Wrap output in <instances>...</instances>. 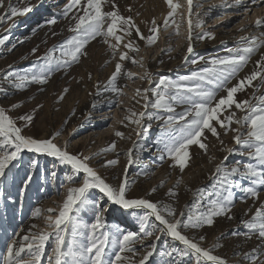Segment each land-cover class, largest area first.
<instances>
[{
	"label": "rangeland",
	"instance_id": "1",
	"mask_svg": "<svg viewBox=\"0 0 264 264\" xmlns=\"http://www.w3.org/2000/svg\"><path fill=\"white\" fill-rule=\"evenodd\" d=\"M112 2L117 5L120 15L132 17L145 37L152 35L150 29L155 19L156 25L160 26L155 43L149 45L147 40L139 39L133 29L132 35L125 36L123 43L131 40L137 50L130 51L121 45L113 56L103 40L97 37L86 46V55H82L78 62L71 63L66 69H54L46 84L29 83L24 88L17 89L16 74L34 71L33 65L38 66L43 62L38 58L44 57L49 49L58 47L71 35L68 31L70 23H74L71 17L74 14L82 15V12L73 9L69 18L63 17L62 11L68 0H4L3 6H0V17L9 11V4L17 9L31 7L32 10L0 22V38L7 36L4 44L0 45V107L22 128L25 136L47 139L58 133L53 142L62 149L66 146L71 153L92 156L90 166L114 187H118L127 168V198H144L161 206L168 205L175 210L177 216L181 211L187 214L197 199L206 204L210 193L215 198L218 178L213 173L217 164H222L226 169H242L243 164H255V161L247 156L244 148L234 143L233 132L225 134V130L217 125L220 134L218 139L205 133L203 142L207 145L206 151L195 145L190 146L191 159L183 172L178 166H174L167 154L162 153L163 145L160 141L167 139L169 133L165 131L163 120L157 119L166 118L169 113L151 106L155 100L151 91L155 83L150 84L149 78L158 82L160 77L173 81H178L180 77H190L193 72L211 67L209 59L227 56L228 49L243 47L241 37L255 36L258 42L264 39L261 35L264 27L254 26L257 17H264V4L252 5L250 0H241L239 4L236 0H193V52L188 54L187 0H173L179 7L166 27L165 17L171 9L165 0H108L103 10L112 11ZM52 18L57 22L48 25L46 21ZM197 22H200V27H195ZM204 32L210 33L211 38L199 39L198 34ZM34 48L35 54L32 52ZM120 52H126L128 59L121 61ZM262 55L264 46L252 54L249 62L229 81L228 86L236 84L239 79L255 70V62ZM200 57L205 59L197 64L191 63ZM117 62L122 66L115 81L119 94L113 92L108 83ZM9 73L12 75L9 76ZM146 73L148 77L142 79ZM253 85L254 87H246L244 91L237 93L235 98L256 104V98L264 95V83L257 79L253 81ZM137 89H148V92L141 91V95H137ZM145 94L149 98L147 108L142 98ZM61 95L63 99H60ZM221 95L225 93L218 90L217 98ZM13 104L18 107L12 108ZM184 109L185 105L176 104L175 114H180ZM133 112L145 113L139 125L126 119ZM232 112H235L237 118L244 115L233 106L221 118ZM26 114L33 116L30 124L18 119ZM231 127L247 132V128L240 125L232 124ZM117 131L123 133L122 138L115 135ZM113 142L115 149L105 151ZM130 149L133 150V162L129 165ZM229 149L235 151L229 152ZM32 160L38 163L31 166ZM107 160H117V163L105 167ZM29 175L31 181L44 184L34 197L28 193L31 181L25 183ZM70 175L69 166L61 165L55 158L25 151L21 159L6 171V175L0 177V253L6 250L7 244L12 240H20L25 235L39 232H52L48 227V217L52 220L56 218L67 189L79 186L82 180L81 176L75 178L74 182L70 181ZM229 179L233 187L225 194L231 193V211L214 217L211 226L196 229L181 227L180 230L200 247L210 249L213 255L225 259L227 264H254L245 258L246 255L253 254L254 249L258 256L255 264H264V240L255 233L249 234L242 223L248 221L264 203V186H256L258 198L254 199L243 192L244 187L252 186L248 178L235 174ZM169 190L175 195H169ZM93 202L103 210L110 235H115L117 228L122 232L132 231L138 234L133 245L135 253L122 254L129 258L125 264H129V261L138 264L152 243L156 244V250L146 264H197L191 253L182 255L184 246L180 242L161 234L158 228H151L153 223L158 225L154 217L149 219L147 229L154 231V234L146 235L140 231L139 217L144 214L143 210H124L108 202L98 190H90L89 202L73 214V220L66 229L69 243L73 240L77 244L87 243L86 226L94 221L96 212ZM37 209L39 215L34 216ZM49 209L53 211L49 212ZM229 216L232 218L229 219ZM158 236L160 238L157 240ZM54 239L53 236L46 242L42 264H49ZM116 251L118 247L112 246L108 259H114ZM199 264L211 262L201 260Z\"/></svg>",
	"mask_w": 264,
	"mask_h": 264
},
{
	"label": "snow or ice",
	"instance_id": "2",
	"mask_svg": "<svg viewBox=\"0 0 264 264\" xmlns=\"http://www.w3.org/2000/svg\"><path fill=\"white\" fill-rule=\"evenodd\" d=\"M107 2L108 0H83L82 3V0H68L62 11L63 17L69 18V13H72L73 9L82 12V15L74 14L71 17V20L74 21V23H70L68 28L71 35L58 47L49 49L44 57L38 58L42 59L43 62L38 66L33 65L34 71L23 75L16 74L15 87L22 89L29 83L46 84L54 69H66L71 63L78 62L82 55H86V46L97 37L103 40V43L112 51L113 56L116 55L121 45L130 51L137 50L131 40L123 43L124 37H130L133 29H135V34L139 39L147 40L149 45L155 43L160 28L159 25H156L155 19H153V27L150 29L152 35L145 37L133 22L132 17L120 15L114 2L111 3L112 11H104L103 6ZM240 2L241 0H236L237 4ZM250 2L252 5L264 4V0H250ZM3 3L4 0H0V6H3ZM165 3L171 9L165 17L164 26L166 27L179 5L173 3V0H165ZM187 5L189 13L187 20L189 41L187 53L191 54L193 52L191 41L194 26L191 19L193 0H187ZM31 10V7L17 9L9 4V11L3 17H0V22L11 17L24 15ZM246 11H250V9H246ZM56 22L55 18L46 21L48 25H53ZM200 26V22L195 24V27ZM254 26L257 28L264 27V17H257ZM261 35L264 36V33ZM205 37L211 38V34L207 32L198 34L199 39ZM6 39L7 36L0 38V45L4 44ZM241 40L244 42L243 47L228 49L229 55L227 56L209 59L208 63L211 67H205L200 72H193L190 77H180L178 81L160 77L158 82H154L149 78L150 84L155 83V87L151 89L155 97L151 106L169 113L166 118L157 117V119L163 120L165 131L169 133L167 139L160 141L163 145L162 153L167 154L174 166H178L183 172L191 159L190 146L195 145L206 151L207 145L203 142L205 133H210L218 139L220 134L217 131V125L225 130V134L228 131L233 132L232 139L234 143L244 148L247 156L255 161V164H243L242 169L240 167L226 169L222 164H217L213 173V176L218 178L217 190L214 193L215 198L210 193L206 198V204L201 203V199H197L194 207L190 208L187 214L181 211L177 216L175 210L168 205L161 206L144 198H127L126 192L129 184L127 168L125 169V176L118 187H114L90 166L89 161L92 156L71 153L66 146L62 149L53 142L54 136L58 133L47 139L25 136L22 128L17 126L13 118L6 114L3 107H0V177L6 175V171L10 170L14 162L21 159L22 153L25 151L53 157L61 165L69 166L70 181L74 182L75 178L82 176L79 186L67 189L56 218L52 220L51 217H48V227L52 229V232H39L25 235L20 240H12L7 244L6 250L0 253V264H42L46 242L53 236L55 238L54 248L52 255L48 258L49 264H125V261L129 258L122 254L135 253L133 245L138 239V234L132 231L122 232L121 229L117 228L116 234L110 235L106 228L105 217L102 214L103 210L95 202H93L96 208L94 221L86 226L88 229L85 235L87 243L77 244L75 240L70 243L67 241L66 229L68 224L72 222L73 214L89 202L90 190H98L108 202L118 205L124 210H143L144 214L139 217L140 231L146 235L151 236L154 234V231L147 230L149 219L154 217L160 227L153 223L151 228L153 230L158 228L161 234H166L172 240L180 242L184 246L182 255L191 253L195 256L197 264L201 260L211 262V264H227L225 259L213 255L210 249L200 247L197 242L182 234L180 229L181 227L196 229L205 225L211 226L214 223V217L225 215L231 211V193L225 194L228 189L233 187V183L229 179L230 176L239 174L248 178L252 186L244 187L243 192L254 199L258 198L256 186H264V95L256 98V104H252L248 100L238 101L235 98L236 94L244 91L246 87H254L253 81L259 79L264 83V55L255 62V70L239 79L236 84L228 86L229 81L235 78L249 62L252 54L264 46V39H260L258 42V38L252 36L241 37ZM112 41H115V43H112ZM32 52L35 54L36 49L34 48ZM119 59L121 61L128 59L127 53L120 52ZM204 59V57H200L199 60L194 59L191 63L197 64ZM133 62L135 63V60ZM121 70L122 66L117 62L115 70L108 81L109 85L112 86L111 90L118 94L119 89L115 87V81ZM8 75L11 76L12 74L9 73ZM146 77H148L147 73L142 79ZM190 80L193 82L188 83ZM206 85L211 87H206ZM218 90H222L225 95L217 98ZM141 91L147 93L148 89H137V95H141ZM64 92L66 93L67 89ZM142 98L144 106L147 108L149 98L146 94ZM60 99H63V95ZM176 104L185 105L184 111L178 115L175 114ZM233 106L243 112L244 115L237 118L235 112H232L221 118L224 112ZM11 107L16 108L18 105L13 104ZM144 115V112L139 114L133 112L131 117L126 119L139 125ZM18 119L30 124L33 116L26 114ZM232 124L246 127L247 132H241L239 128H232ZM115 135L123 137V133L119 131ZM115 147V142H113L105 151L114 150ZM228 151L233 152L235 149H229ZM132 152V149L128 152L129 165L133 162ZM161 159H163V155ZM37 163L38 161L32 160L31 166H35ZM116 163L117 160H107L104 166L108 167ZM30 181L31 176L29 175L25 183L27 184ZM169 195L174 196L175 193L169 190ZM48 211L52 212L53 210L49 209ZM33 215L38 216L39 209L35 210ZM166 217H172L173 219L169 220ZM228 218L231 219L232 217L229 216ZM242 223L248 229L249 234L255 233L260 239L264 240V203L256 209L254 215L248 221H242ZM159 238L158 236L157 240ZM202 239L203 237H201ZM112 246L118 247V251L115 252L114 259H108L109 250ZM155 250V243L149 245L148 250L138 261V264H146ZM255 253L256 250L254 249L253 254L246 255L245 258L255 264V261L258 260ZM168 255H171V253H168ZM129 264H136V262L129 261Z\"/></svg>",
	"mask_w": 264,
	"mask_h": 264
},
{
	"label": "trees",
	"instance_id": "3",
	"mask_svg": "<svg viewBox=\"0 0 264 264\" xmlns=\"http://www.w3.org/2000/svg\"><path fill=\"white\" fill-rule=\"evenodd\" d=\"M42 185H44V184L36 183L35 181H31L28 193L30 195H32V197L36 196V194H38L40 186H42Z\"/></svg>",
	"mask_w": 264,
	"mask_h": 264
},
{
	"label": "bare ground",
	"instance_id": "4",
	"mask_svg": "<svg viewBox=\"0 0 264 264\" xmlns=\"http://www.w3.org/2000/svg\"><path fill=\"white\" fill-rule=\"evenodd\" d=\"M16 218H17V217H16ZM16 218H15V219H16Z\"/></svg>",
	"mask_w": 264,
	"mask_h": 264
}]
</instances>
